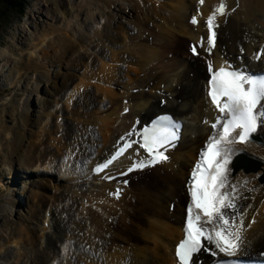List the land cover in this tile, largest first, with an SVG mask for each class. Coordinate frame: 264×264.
Listing matches in <instances>:
<instances>
[{"label":"bare ground","instance_id":"6f19581e","mask_svg":"<svg viewBox=\"0 0 264 264\" xmlns=\"http://www.w3.org/2000/svg\"><path fill=\"white\" fill-rule=\"evenodd\" d=\"M126 1L128 12L118 21L116 12L122 11L118 4ZM151 1L44 0V16L49 23L40 25L38 19L25 35L22 31L13 34L14 44L0 48L8 78L16 66L24 65L25 75L36 73L34 86L25 89L22 110L14 107L7 116L8 125L0 123V135L5 140L0 142V172L6 171L5 175L13 178L18 168L28 180L33 171L41 170L71 182L69 188L63 186L59 196L58 191L52 192L57 197L46 195L48 178L41 176L39 183L29 187L28 214L39 223L38 230L35 222H20L17 228L14 222H5L3 242L13 249L0 244V259L12 258L13 264H177L174 246L182 238L188 203L185 184L196 154L212 135L211 124L219 115L206 97V65L211 61L217 68L232 62L248 71L264 70V0H224L227 14L216 16V46L211 54L204 53L203 48L197 58L189 54V45L201 35L206 38L205 20L220 0H203L201 6L199 0ZM192 16L197 18L195 27L189 24ZM120 17L130 21L133 28L124 25ZM112 30L116 36L111 40ZM124 33L128 35L122 41ZM184 43L188 52L182 50ZM260 47L262 55L255 63L253 58ZM53 66L63 71L61 76L50 75ZM15 76L10 79L13 85L21 82L20 75ZM40 95L44 97L38 98ZM34 96L39 107L30 112ZM81 98L86 100L84 115L75 112ZM57 99L64 105L61 112L73 115L82 125H51V115L60 110ZM110 107L113 111L107 112ZM162 113L183 122L181 140L168 154L167 162L131 174L128 179L133 181L126 188L122 187L124 179L106 183L91 174L94 164L108 157L123 135ZM60 130L63 133L57 137ZM254 135L256 143L245 148L249 156L239 158L229 177L230 185L237 187V210L231 214L240 226L248 255L264 252V147L258 146L264 141V129ZM71 139H76L77 147L84 151L78 154L77 147H67ZM137 152L133 147L109 173L116 175L128 168L134 158H140ZM0 180L3 183L2 174ZM14 184L15 179L10 186L14 188ZM119 187L123 194L115 200L111 195ZM66 193L70 195L68 202L74 201L67 206L73 233L68 238L59 235L61 224L48 219L52 216L49 201L62 204ZM49 222L47 230L53 231L46 235ZM56 242L62 247L60 258L53 250ZM43 244L42 251L46 248L50 256L40 255ZM31 252L32 258L28 257ZM219 256L202 251L195 264H209Z\"/></svg>","mask_w":264,"mask_h":264},{"label":"snow or ice","instance_id":"6c2138e0","mask_svg":"<svg viewBox=\"0 0 264 264\" xmlns=\"http://www.w3.org/2000/svg\"><path fill=\"white\" fill-rule=\"evenodd\" d=\"M199 2L203 3V0ZM225 9L224 0H220L205 20L208 47L204 51L209 54L216 46V16H225ZM191 23L197 24L195 16ZM200 43L202 45L203 41ZM190 50L194 56L198 55L195 46ZM229 69H232L231 65L228 69L224 66L213 69L211 61L207 64V96L219 115L211 124L212 135L200 150L187 181L188 203L183 220V239L175 251L179 264H195V256L201 251L212 256L219 253L228 258L220 260L219 264H240L239 258L248 255L242 245L240 226L231 214L237 210V187L230 185L229 177L232 174L230 169L235 167L239 158L249 156L245 148L256 143L254 134L264 129V73ZM178 132L179 125L169 117H159L150 128H144L138 134L139 146L150 159L147 162H133L128 172L167 160L160 149L165 145L175 146L173 142L178 140ZM135 143L137 141L126 142L123 148L94 171L107 168ZM258 146L264 147V141ZM251 159L255 160L256 157L253 155ZM115 195L118 197L119 192Z\"/></svg>","mask_w":264,"mask_h":264},{"label":"rangeland","instance_id":"374dc122","mask_svg":"<svg viewBox=\"0 0 264 264\" xmlns=\"http://www.w3.org/2000/svg\"><path fill=\"white\" fill-rule=\"evenodd\" d=\"M135 1H138V2L144 3V4H152L151 0H135ZM43 3H44V0H0V48L1 49H5L6 46H10V45L14 44L15 40L12 39V37H13V34L17 33V31L18 32L22 31V34L25 35L27 33L25 30H27L29 28H30V30H32L31 24H33L38 19L40 20V22H39L40 25H42V23H49V21L47 19H45V16H44V11L46 10V7ZM128 4L129 3H127V1L118 4V7H121L122 11L120 13L116 12L118 14L117 20H118L119 16H121V15L124 16L128 12V8H127ZM127 19H129V18L127 17ZM121 21L129 29L133 28L132 24H130V21H126L122 18H121ZM50 25H53V22ZM61 25H62V23H60V25H58L59 28ZM153 30H154V32L157 31L156 28H154ZM127 35H128V33H124L121 36L122 41L124 38H126ZM115 36H116V34L112 30V33L110 34L111 40ZM149 38L153 39L152 36H149ZM119 45H122V43H120ZM182 50L185 52H188L187 43H184L182 45ZM89 53H92V51H89ZM23 61L25 62L24 56L22 57V62ZM2 66H3V62L0 60V123L2 121L4 123H6L7 119H8L7 116L9 115V113L12 111V109L14 107L16 108L15 110L18 112H20L22 110L23 103L25 102L26 96H27L25 89L27 88L28 90H30L31 87L34 86V83H35L34 78L36 77L35 76L36 73H29V74L25 75V74H23L24 65H22L20 67L18 66V68L16 66V68L13 70V72L15 71L17 73L16 74L14 72V75H16L15 77L20 75L21 82L17 83L16 85H13L14 83L12 81H14V80L11 81L10 79L12 78L11 76H14V75L10 74V76H9L10 78H8L7 77L8 72H6V70H9V69H8V67L6 68V66L2 68ZM48 69H50V68H48ZM61 73H63V71L56 66L55 67L53 66L50 69V75H52L53 77L55 74H58L59 76H61ZM125 82H128V81L126 80ZM59 83H61V78H59ZM121 89H122V87L118 88V90H116V91L119 92ZM65 90H67V89H65ZM147 93H149V92H147ZM40 94H42V93H40ZM37 97L42 99L44 96L40 95ZM101 99L102 98L98 99V101H101ZM33 100H34V107L33 106L30 107V112L33 110H37L38 108L36 109V107H39L35 103L36 102L35 96H34ZM57 100H58V102H60L59 103L60 110L51 115V117H50L51 125L52 126L55 125V128L57 125H61L63 123L64 124L66 123V124L71 125V126L80 125V124L82 125V123L77 122L75 120L73 115L68 114V116H67V113L65 111L62 113L61 109H64L62 99H57ZM77 103L78 104L75 108L76 114L77 113L80 115L86 114V113H84V109L86 107V105H85L86 100L81 98ZM14 104H15V106H14ZM111 108L112 107H110L109 110H106V111L112 112L113 108L112 109ZM2 111H3V113H2ZM13 114H14V116H12V118L15 117L16 113L13 112ZM6 124L8 125V123H6ZM61 133H63V132H61V130H60V133L57 134V137H59L61 135ZM0 142H2L3 144L5 142L2 134L0 135ZM66 146L71 147V148H76L77 147V140L71 139L67 143ZM72 146H74V147H72ZM84 149L85 148L79 149L77 147L76 152L79 154L80 151H84ZM2 150H3V146L0 145V153L2 152ZM76 152H75L74 156L77 155ZM18 160H19L18 157H16L14 159V161H16V163L18 162ZM16 172L21 177H18V175H15V177L10 178L9 174L5 175L6 171L4 173L0 172V175L2 174V176H4L3 183H1V180H0V183L3 184L2 186H0V227L2 229V230L0 229V233H1V235H2L1 237L3 239V240L2 239L0 240V244H4V248L9 247L12 249H13L12 246H8L7 244H6L7 245L6 246L4 243L5 237H6L5 233L7 234V232H5L7 230L4 229V228H6L5 222H10L11 224L14 222L15 223V224L13 223L14 228L19 227L18 225H21V223H23L24 221H25L24 222L25 224H31V222H35L33 219H31L29 217L28 209H27V207H29L31 205V204L27 205V203H29V200H28V198H29V193H28L29 187L33 186L34 183L35 184L39 183V178H41V176L44 177V179L48 178L47 179L48 180L47 186H46L48 193L46 195H49L52 197H57L61 194V190L63 189V186H66L67 188H69L70 184H71V182H67L64 178H60V176L57 175L55 172H52V173L46 172V171L41 172V170H39L35 173V171H33L34 175L32 176V178H30L28 180L22 178V177H24V175H23V171H21V169L16 168ZM38 172H40V173H38ZM47 173L49 175H47ZM153 173H154V171L151 172L150 174H153ZM26 174H27V172L25 173V175ZM37 174H42V175H37ZM26 178H28V176H26ZM14 179L17 181V184H14V188H13V186L12 187L10 186V183H13ZM132 181L133 180H131V178H130L129 183L131 184ZM53 191H58V193H56L57 196L52 195ZM12 192H14V196L10 195V193H12ZM65 195H66V197L67 196L70 197V195L67 193ZM12 197H14V198H12ZM129 198H130V195L126 198L127 202L129 201ZM50 199H52V198H50ZM67 199H68V197L66 198L65 201H62V202H64L62 204H59L57 202L50 203V201H49V204H51L52 216L50 214V217L48 219H50L52 217L53 220H56L57 224H61L62 226H61V231H60L59 235H63L64 237L68 238V236H72L73 233L71 232L72 231L71 225L68 224L67 206L71 207V205L73 204L74 201L72 203L71 202L69 203ZM13 200H15V201L17 200L18 204H16ZM169 209L171 210L172 207H170ZM24 223H23V225H24ZM38 224L35 222V226H34V228L37 227V230H38ZM43 226H45V225H43ZM50 226H51L50 222H49V226H47V224L45 226L46 232H47V233H45L46 235L52 233V231H53L52 229H49V228L47 230V227H50ZM22 229H24V228L22 227ZM77 236H79L78 237V240H79L80 235H77ZM10 238L11 237H8L7 239L10 240ZM79 242H81V239L79 240ZM39 246H41V245H39ZM39 246H37V247H39ZM44 247H45L44 244H43V246L40 247V249H39L41 252L40 255L50 256L51 252L46 250V248L44 251H42L44 249ZM30 248L32 249L33 246ZM53 250L55 252L56 257L60 258L61 252H62V247H61L59 242L55 243ZM30 251H32V250H30ZM1 254H3V253H1ZM28 257L32 258L33 252L28 254ZM0 258H2V257H0ZM55 261H56V259H55ZM12 262H13V259L12 258L9 259V257L7 259H0V264H11Z\"/></svg>","mask_w":264,"mask_h":264}]
</instances>
